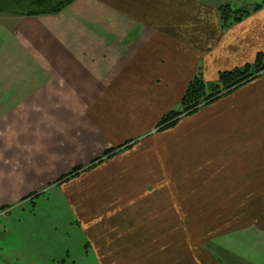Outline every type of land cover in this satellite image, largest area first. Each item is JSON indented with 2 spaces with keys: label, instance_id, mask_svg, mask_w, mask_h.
<instances>
[{
  "label": "crops",
  "instance_id": "0c3cea01",
  "mask_svg": "<svg viewBox=\"0 0 264 264\" xmlns=\"http://www.w3.org/2000/svg\"><path fill=\"white\" fill-rule=\"evenodd\" d=\"M258 1L77 0L56 16L12 19L0 40V208L56 189L96 264H259L189 246L186 229L188 212L233 211L235 198L221 196L245 194L220 181L246 177L264 74L157 129L196 75L215 82L264 60ZM232 4L263 6L223 28L218 9Z\"/></svg>",
  "mask_w": 264,
  "mask_h": 264
},
{
  "label": "rangeland",
  "instance_id": "374dc122",
  "mask_svg": "<svg viewBox=\"0 0 264 264\" xmlns=\"http://www.w3.org/2000/svg\"><path fill=\"white\" fill-rule=\"evenodd\" d=\"M238 6L231 5L233 9ZM15 18L22 17L0 13L2 42L6 38L5 34L12 24V19ZM263 118L264 116L255 120V125L253 123L254 126L247 130V164L243 165L246 177L220 181L221 184L226 183L220 186L221 190L228 189L227 193L235 190L245 191V194L234 197L221 196L230 202L235 198V211L188 212L186 230L189 246L193 245L192 243H202L206 250L212 247L215 251H228L236 260L241 256L246 257L247 261L255 258L253 262L264 264ZM38 196L36 200L23 202L12 210L5 208L0 213V264H96L92 254L88 258L85 257L84 247L82 249L80 244L81 235L78 229L73 227V215L66 209L60 193L56 189H49L45 194ZM11 222L15 223V227L10 229L8 224ZM253 229L258 232H251ZM179 230L184 232L185 229L173 227L172 235H179ZM9 231H12V236ZM220 246L224 249L219 248ZM240 261L246 262L245 259Z\"/></svg>",
  "mask_w": 264,
  "mask_h": 264
},
{
  "label": "trees",
  "instance_id": "16d2710c",
  "mask_svg": "<svg viewBox=\"0 0 264 264\" xmlns=\"http://www.w3.org/2000/svg\"><path fill=\"white\" fill-rule=\"evenodd\" d=\"M77 0H0V13L10 14L16 17H42L56 16ZM263 5H258L252 11L233 9L230 5L221 6L219 17L223 28H230L241 22L252 12ZM264 74L263 56L258 54L254 63L246 64L232 70L223 71L217 81L206 83L202 74L196 75L189 83L181 100L178 110H173L162 117L157 125L158 131H164L177 125L179 120L198 112L201 108L210 105L239 88L255 81ZM113 151L106 152V155ZM80 167L73 169L59 182L77 174ZM5 208H0V213Z\"/></svg>",
  "mask_w": 264,
  "mask_h": 264
}]
</instances>
